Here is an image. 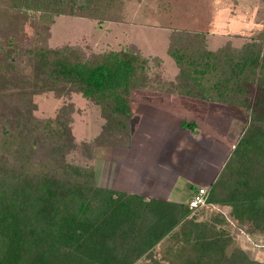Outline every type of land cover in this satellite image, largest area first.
<instances>
[{"label":"trees","instance_id":"16d2710c","mask_svg":"<svg viewBox=\"0 0 264 264\" xmlns=\"http://www.w3.org/2000/svg\"><path fill=\"white\" fill-rule=\"evenodd\" d=\"M97 1L0 0V96H5L0 101V264H133L174 227L186 244L185 252H177L181 264H264L243 248L224 257L221 240L207 236L194 216L198 209L222 205L234 218L249 215L264 229V38L239 48L227 41L212 49L206 30L177 24L188 15L166 23V52L177 72L165 90L249 111L204 202L187 209L172 199L94 187L87 179L91 170L81 176L79 167L65 162L64 154L74 146L72 103L54 117L33 115L35 94L80 93L100 107L104 119L97 139L83 142L82 153L90 157L92 142L128 146L130 90L150 84L147 58L134 44L100 53L79 45H46L55 16L81 15ZM30 13L36 14L33 36L26 32ZM210 74L204 84L200 78ZM182 125L195 129V123ZM54 164L61 171L52 170ZM149 264L165 263L150 257Z\"/></svg>","mask_w":264,"mask_h":264},{"label":"rangeland","instance_id":"374dc122","mask_svg":"<svg viewBox=\"0 0 264 264\" xmlns=\"http://www.w3.org/2000/svg\"><path fill=\"white\" fill-rule=\"evenodd\" d=\"M177 15L181 17L188 15V17L185 22L177 23ZM35 16L36 14L30 13L26 18V32L29 36L34 35ZM172 18L179 25L206 30L210 48H218L227 41L233 48H239L251 39L264 38V0H99L89 12L81 15L55 16L53 23L50 24V37L46 45L49 47L64 44L79 45L86 52L96 53L128 50L130 44L136 45L147 58H145L147 60L146 77L147 80L150 79L148 82L150 84L145 88L130 90L131 105L135 106L133 101L141 97L145 104L153 105V102H160L156 101L158 99L164 101L167 107L180 101L179 106L183 107L182 109H187L189 106L192 108L190 112L183 111L182 119L189 123L195 119L204 120L208 106L215 105L222 113H226V116H233L234 119V127L231 128L233 132L220 135L223 139L231 141L229 155L248 122L249 111L244 107L214 103L204 99L199 101L202 99L179 96L181 94L165 90L167 82L173 80L177 72L174 60L166 52L170 29L165 27ZM168 24L170 25V22ZM212 76L210 74L207 77H201L200 80L207 84ZM254 92L253 86L251 93ZM252 98L251 95L248 101ZM4 99L5 96L1 95L0 101ZM33 101L36 104L33 115L39 119L54 117L64 105L72 103L73 111L69 117L74 146L64 154L65 162L71 167H79L81 176L82 171L91 170L92 178L88 176L87 179L94 187L118 190L112 186L105 187L97 184L95 175L97 166L93 157L96 151L116 145L92 142L90 157L82 153L86 147L83 142L90 143L92 139L98 137L103 128L104 119L100 116V107L80 93L57 96L52 91H44L33 95ZM8 103L10 104L9 98ZM145 107L147 108L148 105ZM132 108L130 112L134 115L135 111L133 113ZM198 109L201 112L195 114L194 111ZM129 126L130 128L133 126V120H130ZM103 138L105 141L110 139L108 133H105ZM58 168L60 169L59 165L54 164L52 170ZM65 175L71 177L73 172L67 171ZM197 185L206 186L209 183ZM175 194L176 190L172 199ZM217 213L223 215L227 220L226 224L217 221ZM195 215L205 227L203 231L207 236L218 237L221 240L224 246L222 252L224 257L243 248L250 257L264 262V229L254 226L249 215L243 216V220H241L242 217L238 220L229 213V208L222 205H210L198 209ZM185 245L177 228L174 227L147 254L133 264H149L150 257L165 264H181L183 258L179 257L177 252L181 249L185 252ZM223 256L220 254V257ZM221 262L225 264L227 260Z\"/></svg>","mask_w":264,"mask_h":264},{"label":"crops","instance_id":"0c3cea01","mask_svg":"<svg viewBox=\"0 0 264 264\" xmlns=\"http://www.w3.org/2000/svg\"><path fill=\"white\" fill-rule=\"evenodd\" d=\"M156 101L160 102L145 104L142 97L133 101L137 107L131 105L135 113L128 146H105L93 153L96 181L147 199L169 200L176 190L172 200L184 204L197 184L215 179L231 148V141L220 135L233 132L234 119L209 105L204 120L191 121L192 130L182 125L183 111H192L190 106L182 109L178 101L167 107Z\"/></svg>","mask_w":264,"mask_h":264},{"label":"built area","instance_id":"2783aa9c","mask_svg":"<svg viewBox=\"0 0 264 264\" xmlns=\"http://www.w3.org/2000/svg\"><path fill=\"white\" fill-rule=\"evenodd\" d=\"M207 187V185H196V192L187 202L184 203L187 209H192L204 202L207 193Z\"/></svg>","mask_w":264,"mask_h":264}]
</instances>
